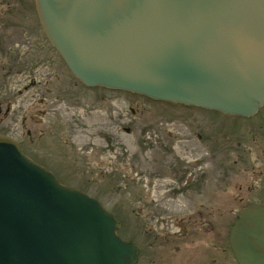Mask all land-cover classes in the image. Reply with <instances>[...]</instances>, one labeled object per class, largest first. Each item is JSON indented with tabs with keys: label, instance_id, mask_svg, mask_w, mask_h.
Segmentation results:
<instances>
[{
	"label": "water",
	"instance_id": "obj_1",
	"mask_svg": "<svg viewBox=\"0 0 264 264\" xmlns=\"http://www.w3.org/2000/svg\"><path fill=\"white\" fill-rule=\"evenodd\" d=\"M51 46L85 86L250 117L264 106V0H34ZM264 201V193L262 196ZM96 198L0 135V264H136ZM239 264H264V203L238 215Z\"/></svg>",
	"mask_w": 264,
	"mask_h": 264
},
{
	"label": "rangeland",
	"instance_id": "obj_2",
	"mask_svg": "<svg viewBox=\"0 0 264 264\" xmlns=\"http://www.w3.org/2000/svg\"><path fill=\"white\" fill-rule=\"evenodd\" d=\"M44 38L33 0H0L1 45L25 40L36 53ZM20 52L25 66L35 62L28 51ZM46 64L17 72L18 89L32 80L34 85L17 92L15 116L0 131L19 138L27 155L61 183L100 201L120 223L122 239L140 244L143 202L147 209L155 208L153 199L163 203L179 157V167L190 168L205 153L210 182L224 175L227 200H234L239 185H264V107L250 119L199 111L127 91L86 88L61 62L59 67L49 58ZM18 104L25 111L17 112ZM236 209L227 203V224Z\"/></svg>",
	"mask_w": 264,
	"mask_h": 264
},
{
	"label": "flooded vegetation",
	"instance_id": "obj_3",
	"mask_svg": "<svg viewBox=\"0 0 264 264\" xmlns=\"http://www.w3.org/2000/svg\"><path fill=\"white\" fill-rule=\"evenodd\" d=\"M22 41H17L18 43H14L13 46L5 40L2 41V45L0 44V124L7 118H11V115L15 116L12 114V106L16 108L17 92L21 93L34 85L32 80L23 88L18 89L16 86L17 72L47 65L49 58L59 67L61 62L69 71L59 53L51 46L46 37L41 41L42 50L36 53H30V47L23 44L26 42L25 40ZM20 50L28 51L35 62L30 66L21 63V56L19 59L17 57V53L21 54ZM69 73L76 78L70 71ZM182 106L195 107L199 111L218 112L225 116H238L192 105ZM263 107H260L258 111ZM25 109L26 107L18 104L17 112L25 111ZM258 111L250 117L243 118L250 119L257 115ZM26 118L24 115L22 120L25 122ZM0 135H7L17 140L25 152L19 138L11 135L8 131H0ZM27 135L31 137L30 129L27 130ZM206 136L199 135V138L204 141L207 139ZM25 154L27 153L25 152ZM180 158L172 163L174 178L173 182L165 187L168 197L162 198L163 203L153 199L150 202L155 208L147 209L146 202H143L144 207L140 211L141 241L137 245V261L143 260L142 264L146 262L147 264H239L231 247L230 232L239 213L244 208L252 204H263L264 185L258 183L239 185L234 200H227L224 175H218L217 183L210 182L208 167H206L209 157L205 153L198 157L194 161V166L190 168L179 167ZM182 160L180 159L181 162ZM188 172L189 174H187ZM169 202L173 203L172 208H170ZM230 202L234 203L237 209L232 220L227 224L226 205Z\"/></svg>",
	"mask_w": 264,
	"mask_h": 264
},
{
	"label": "bare ground",
	"instance_id": "obj_4",
	"mask_svg": "<svg viewBox=\"0 0 264 264\" xmlns=\"http://www.w3.org/2000/svg\"><path fill=\"white\" fill-rule=\"evenodd\" d=\"M17 141V140H16ZM263 203H264V201H263Z\"/></svg>",
	"mask_w": 264,
	"mask_h": 264
}]
</instances>
